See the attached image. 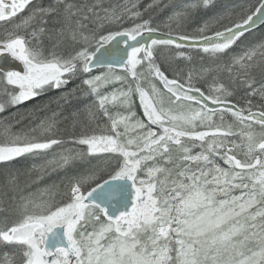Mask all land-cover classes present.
Returning <instances> with one entry per match:
<instances>
[{
    "label": "rangeland",
    "instance_id": "374dc122",
    "mask_svg": "<svg viewBox=\"0 0 264 264\" xmlns=\"http://www.w3.org/2000/svg\"><path fill=\"white\" fill-rule=\"evenodd\" d=\"M65 1L40 0L15 28L42 47L38 70L45 71L51 99L48 122L32 131L53 137V129L61 130V147L35 162L42 173L61 169L68 180L42 182L36 175L10 182L23 188L13 200H0V264H264V129H242L235 111L211 112L170 96L156 73L188 74L213 97L264 109V25L224 52L154 42L152 58L134 49L125 69L87 68L112 34L157 30L143 24L153 4L163 15L162 31L200 36L246 19L262 0ZM200 127L210 130L213 144L193 142L188 134ZM229 146L245 148L235 155L241 160L227 153ZM78 167L83 172L71 175ZM119 174L134 179L145 198L117 223L86 203L84 193ZM31 222L40 225L34 238L3 239V232ZM58 224L71 257L66 249H44L46 233Z\"/></svg>",
    "mask_w": 264,
    "mask_h": 264
},
{
    "label": "flooded vegetation",
    "instance_id": "af4514ba",
    "mask_svg": "<svg viewBox=\"0 0 264 264\" xmlns=\"http://www.w3.org/2000/svg\"><path fill=\"white\" fill-rule=\"evenodd\" d=\"M39 1L0 0V59L11 56L22 63L20 68L9 70L0 68V180L9 177L11 170L30 154L40 155L47 149L55 150L59 149L57 146L61 147L59 135L52 137L47 136L48 133L32 131V127L38 123L34 118V108L45 104L46 77H42L45 73L44 69L38 70L40 64L38 61L42 55L41 47L27 38L29 35L27 30L15 28V23L27 18L38 7ZM232 47L225 50L219 49L227 51ZM172 79L190 88H199L209 95L200 84V79L191 75L185 74V77L174 75ZM56 80L57 77L54 81ZM244 105L241 106L247 108ZM236 113L244 114L237 111ZM188 135L192 136L193 142L196 141L202 146L213 144L212 133L204 127ZM215 135L217 136V132ZM218 142L215 139V144ZM210 149L212 150V147ZM243 150L245 148L231 147L228 153H245ZM12 177H14L13 174Z\"/></svg>",
    "mask_w": 264,
    "mask_h": 264
},
{
    "label": "water",
    "instance_id": "95a60500",
    "mask_svg": "<svg viewBox=\"0 0 264 264\" xmlns=\"http://www.w3.org/2000/svg\"><path fill=\"white\" fill-rule=\"evenodd\" d=\"M262 24H264V0L246 21L203 37L177 36L159 30H146L133 36L128 32H119L93 51L87 61V67L89 69L101 67L125 68L127 67L131 50L134 48L143 47L145 56L152 57L151 44L154 41H170L180 46L202 47L204 49L215 46L228 48L234 44L240 35L258 28ZM0 68L4 70L20 68V62L16 58L9 56V58L0 59ZM158 76L161 78L163 86L179 98L197 100L211 110L219 108L240 110L232 102L213 101L200 90L191 89L180 82L172 81L162 72H159ZM245 115L256 122L264 123V112L262 111L252 110L246 112ZM138 199L139 190L135 181L130 177L124 176L108 177L93 185L84 195V200L87 203L103 208L107 217L114 221H121L124 217L130 215L136 208ZM37 228L38 224L35 222L22 224L11 231L3 232L2 237L7 240L30 239L35 236ZM44 245L48 252H54L61 247L69 249L70 242L65 233V227L63 225L53 227L46 234Z\"/></svg>",
    "mask_w": 264,
    "mask_h": 264
},
{
    "label": "bare ground",
    "instance_id": "6f19581e",
    "mask_svg": "<svg viewBox=\"0 0 264 264\" xmlns=\"http://www.w3.org/2000/svg\"><path fill=\"white\" fill-rule=\"evenodd\" d=\"M200 7H202V6H200ZM200 36L203 37V36H206V34H202ZM47 101H51L50 96L45 97V104L43 103V104L34 108V118L37 120L38 123H40L41 121H44V120H45V122L46 121L48 122V118H47L48 116L45 112ZM49 105H51V104H49ZM52 131H54V133H56L58 135H60V133H61V130L59 128L53 129ZM37 158H38V156L36 154H33V155L30 154L28 157H25L24 160L20 164L16 165L15 168L13 170H11L12 173L9 174V177H8L9 182H11L13 178L15 179L16 175H17L16 179H18L22 176H25V177H31V180L34 179L33 177H35L36 175L37 176L39 175L38 178H40L41 176H44L41 180L42 182H45L46 180H50V179H52L54 181H62L63 180L62 178L64 177L65 174H61V171H60L61 169H58L55 171L53 170L55 168L48 169L46 172L42 173V170L40 169V167H41L40 163L41 162H39V163L35 162ZM62 170H64V169H62ZM53 171L54 172L57 171V172L54 175H51V173H53ZM12 174L14 175V177H12ZM18 180H20V179H18ZM7 187L9 188L8 189V191L10 193L9 195L16 193V190H18L19 187H20V189L23 188V186H21V184H19V185L18 184H11L10 186H7ZM0 213H2V212L0 211ZM19 225H22V224H19ZM19 225H16L15 227H17Z\"/></svg>",
    "mask_w": 264,
    "mask_h": 264
},
{
    "label": "trees",
    "instance_id": "16d2710c",
    "mask_svg": "<svg viewBox=\"0 0 264 264\" xmlns=\"http://www.w3.org/2000/svg\"><path fill=\"white\" fill-rule=\"evenodd\" d=\"M80 4L81 3V0H66L65 1V6H70V5H74V4ZM158 3H156V4H153L150 8H147L145 11H144V13H143V15L142 16H144V20H143V24H144V27L147 25V23L146 22H149V24H151V23H153V25H151V26H153L154 28H156V29H158V30H162V28H161V25H163V24H160V20L161 19H163V15H162V13H157L158 12ZM143 6H145V5H143ZM167 12V11H166ZM146 21V22H145ZM145 29V28H144ZM143 29V30H144ZM143 30H141V31H143ZM123 31V30H122ZM140 32V31H139ZM113 35V34H112ZM108 38H106V40H107ZM105 40V41H106ZM104 42V41H103ZM42 48V47H41ZM233 101H236V100H234V99H232ZM257 127H259V126H257ZM235 159V161L237 162V160H241V159H237V158H234ZM79 168V167H78ZM75 169L74 170V172H72L71 171V175H73L74 176V174H76V173H78V172H83L82 170V168L80 167L79 169ZM111 176V175H110ZM16 177H17V175H16ZM16 177H15V179L13 178L12 179V181H14V180H16ZM107 177V176H106ZM27 178H29V177H20V178H18V179H20V183L21 182H25L26 180H27ZM5 179V180H4ZM3 179V189L4 190H2V191H0V200H1V198L2 197H4V198H6L7 200H12V199H14V197H16V195H15V193L14 194H11V195H9L10 193H9V191H8V187L7 186H10V182H9V179H8V177H6V178H4ZM68 180V179H67ZM67 180L65 179V180H62V181H57L58 183H66L67 182ZM1 181H2V179H1ZM0 181V182H1ZM70 182V181H69ZM6 193V194H5ZM145 193V192H144ZM144 198H145V196H144V194H143V192L141 193V197H140V201H139V205L141 204V202L144 200ZM3 199V198H2ZM151 204V203H150ZM2 212V211H1Z\"/></svg>",
    "mask_w": 264,
    "mask_h": 264
}]
</instances>
